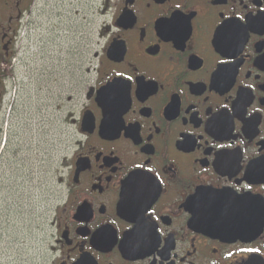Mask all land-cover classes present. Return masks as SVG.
Segmentation results:
<instances>
[{
  "label": "flooded vegetation",
  "instance_id": "flooded-vegetation-1",
  "mask_svg": "<svg viewBox=\"0 0 264 264\" xmlns=\"http://www.w3.org/2000/svg\"><path fill=\"white\" fill-rule=\"evenodd\" d=\"M36 2L0 0V99ZM100 17L44 264L264 263V0H103ZM56 153L20 162L30 198Z\"/></svg>",
  "mask_w": 264,
  "mask_h": 264
},
{
  "label": "rangeland",
  "instance_id": "rangeland-1",
  "mask_svg": "<svg viewBox=\"0 0 264 264\" xmlns=\"http://www.w3.org/2000/svg\"><path fill=\"white\" fill-rule=\"evenodd\" d=\"M102 3L37 0L31 25L17 30L11 67L6 71L9 78L3 83L7 92L0 99V264H44L52 214L50 190L56 187L59 206L63 198L59 165L66 148L77 140L75 134L71 138L65 132L66 98L71 92L80 96L95 80L94 53L99 48ZM0 68L5 71L4 62L0 61ZM2 80L0 75V90ZM23 93L27 95L22 100ZM74 109L76 112L78 106ZM33 150L57 153L52 169L44 166L40 195L32 199L27 184L19 179L23 175L19 164L26 161L21 163L25 169L32 164ZM8 154L10 158H6ZM37 180L38 175L33 181ZM15 235L23 239L24 246L20 243L18 249L20 253L24 248L22 259L5 256L17 249L19 237ZM8 239L13 240L11 252L7 250Z\"/></svg>",
  "mask_w": 264,
  "mask_h": 264
},
{
  "label": "water",
  "instance_id": "water-1",
  "mask_svg": "<svg viewBox=\"0 0 264 264\" xmlns=\"http://www.w3.org/2000/svg\"><path fill=\"white\" fill-rule=\"evenodd\" d=\"M98 94H99V92H98ZM97 94V97H96V101L98 102L99 101V95ZM248 264H264L263 262H257V261H255V260H250L249 262H248Z\"/></svg>",
  "mask_w": 264,
  "mask_h": 264
}]
</instances>
